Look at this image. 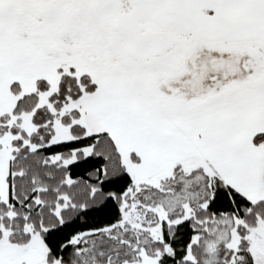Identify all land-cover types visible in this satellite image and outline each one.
<instances>
[{"label":"snow or ice","instance_id":"6c2138e0","mask_svg":"<svg viewBox=\"0 0 264 264\" xmlns=\"http://www.w3.org/2000/svg\"><path fill=\"white\" fill-rule=\"evenodd\" d=\"M0 264H264V0H0Z\"/></svg>","mask_w":264,"mask_h":264}]
</instances>
